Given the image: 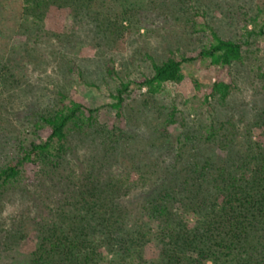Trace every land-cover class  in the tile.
Instances as JSON below:
<instances>
[{"label":"rangeland","instance_id":"obj_1","mask_svg":"<svg viewBox=\"0 0 264 264\" xmlns=\"http://www.w3.org/2000/svg\"><path fill=\"white\" fill-rule=\"evenodd\" d=\"M85 17L75 21L70 5L50 4L42 20L26 16L14 30L8 23L0 26V72L6 74H0V163L17 155L19 146L43 139L49 129L36 128L35 119L62 101L97 108L98 122L128 143V149H119L107 163L117 172L128 163L123 157L156 161L157 169L168 164L185 130L203 157H224V150L205 140L211 123L230 121L242 130L264 110V0H114L108 14ZM212 30L248 40L241 62H185L180 82L164 84L154 96H145L146 88L133 85L123 114L116 113L112 94L120 82L152 75V61L196 56L212 42ZM218 80L231 86L230 96L222 104L212 98L205 101ZM173 115L176 121L167 123ZM250 134L251 141L264 146L263 128L252 126ZM87 141L74 143L65 174L71 169L79 173L96 153ZM191 144L184 156L191 154ZM39 168L26 164L22 181L11 185L0 200V264H29L40 245L42 235L28 230L31 217L47 218L53 204L45 195L50 179L40 181ZM144 191L130 192L127 206L134 208ZM160 249L153 237L142 253L151 261Z\"/></svg>","mask_w":264,"mask_h":264},{"label":"trees","instance_id":"obj_2","mask_svg":"<svg viewBox=\"0 0 264 264\" xmlns=\"http://www.w3.org/2000/svg\"><path fill=\"white\" fill-rule=\"evenodd\" d=\"M112 1L0 0V26L8 23L14 30L26 16L42 20L50 4L70 5L75 21L83 22L85 15L108 14ZM211 38L196 56L152 61V75L120 82L112 94L116 113L123 114L133 85L154 96L164 84L180 82L185 62L210 59L231 66L243 60L248 40L222 37L215 30ZM230 94L231 86L218 80L205 101L222 104ZM97 112L76 101L53 105L34 122L36 128L48 127V134L19 146L17 155L0 163V200L22 181L28 163L39 165L40 181L50 179L45 195L52 197V213L41 221L31 217L28 230L36 229L42 237L29 264H264V146L251 141L250 134L255 125L264 132V110L242 130L230 121L211 123L205 140L224 150V157H203L185 130L170 164L160 171L156 161L123 157L128 163L118 172L107 163L128 143L100 124ZM175 121L173 115L167 123ZM83 139L96 153L79 173L71 169L65 174L74 143ZM189 143L191 154L184 156ZM137 188L145 190L143 198L129 208V193ZM153 237L161 249L149 261L142 249Z\"/></svg>","mask_w":264,"mask_h":264}]
</instances>
